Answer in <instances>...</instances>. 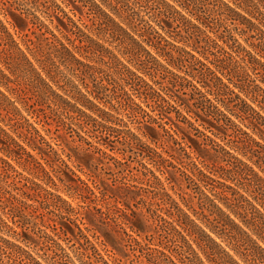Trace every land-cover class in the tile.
Listing matches in <instances>:
<instances>
[{"label": "trees", "instance_id": "obj_1", "mask_svg": "<svg viewBox=\"0 0 264 264\" xmlns=\"http://www.w3.org/2000/svg\"><path fill=\"white\" fill-rule=\"evenodd\" d=\"M204 1L132 0L156 8L153 24L135 33L101 8L92 30L83 8H99L97 0H0V184L14 170L11 161L24 180L16 188L20 194L4 190L1 200L9 213L0 214V231L11 230L15 241L0 238L9 248L4 264H62L61 242H73L80 264H111L102 252L118 264L124 239L115 226L129 230L124 233L138 252L153 245L147 260L153 264H264V19L257 16H264V0H215L207 8L219 16L221 29L209 43L189 40L182 56L167 49L170 30L206 27L192 5ZM257 32L261 38L246 50L239 38ZM112 37L130 55L155 52L167 64L155 59L159 68L172 77L161 83L132 70L115 53ZM177 59L187 69L182 74L167 67ZM106 74L117 76L133 104L131 80L147 91V120L138 135L124 137L131 150L143 142L154 155L152 168H145L152 179L142 180L158 184L160 192L147 197L145 212L135 210V196H141L134 189L108 184L102 167L116 164L110 167L92 151L112 150L104 135L118 130L108 116L114 105L101 100ZM20 75L39 98H19ZM184 81L204 99L182 97ZM46 107L59 122L44 118ZM38 207L50 217H37ZM8 215L12 226L3 219ZM160 229L165 243L157 238ZM41 244H51L59 258L34 256Z\"/></svg>", "mask_w": 264, "mask_h": 264}, {"label": "rangeland", "instance_id": "obj_2", "mask_svg": "<svg viewBox=\"0 0 264 264\" xmlns=\"http://www.w3.org/2000/svg\"><path fill=\"white\" fill-rule=\"evenodd\" d=\"M243 3V0H237ZM97 3L100 5V7L96 6H88L84 7V20L88 24L93 23L94 25L91 26L92 30H96L98 28L97 26V18L98 16H101V12L103 9L105 12H108L112 14L117 20L122 22H129L131 26H133L135 33L139 30H144L147 28V24H153V21L156 20V8L152 5H145V4H135L132 2V0H97ZM215 0H205L204 2H199L192 4L194 12L201 15L203 17L204 22L206 23V27H202V29H197L193 26H190L186 24V26H180L176 27L172 30H170V38L169 44L166 46L167 49H172L175 54L179 53L181 56L183 55L182 50H190L189 47H187L186 43L190 41L195 40L197 42V46L201 43L207 44L209 43L208 37H213V34H217L219 30L221 29L218 24L217 20L219 18L218 15H216L213 12H210L207 8V5L209 4H215ZM13 4L16 8H20L24 10L25 12H29L28 10L34 11V8L28 7L25 4L14 1ZM110 6V7H109ZM196 6V7H195ZM101 8V9H100ZM30 13V12H29ZM39 14V13H37ZM118 14L119 18H117ZM259 18L264 19L263 15H260L258 13L257 15ZM41 18L42 15H41ZM88 20V21H87ZM124 20V21H123ZM46 22V21H45ZM176 24V22L174 23ZM9 27V25L7 24ZM189 35V37H188ZM239 38V36H238ZM244 38V39H243ZM261 38V35L257 33H253L250 36L245 35L242 38H239V42L246 48L248 51H252L250 48V44L257 42ZM15 39L19 41L17 37ZM245 40V41H244ZM110 44L112 48H115V53L119 55L121 60L124 61V63L131 68L132 70H137L139 68L140 72H145L147 74V78L154 77L157 82L164 83L166 80L170 79L172 77V74H170L167 70H161L155 61V59H158L163 64H166V61L162 57H159L156 55L155 52H151V55H144L138 53H132L130 55L128 53V50L125 48L124 42L119 37H112L110 39ZM21 44V43H20ZM204 45V46H205ZM174 46V47H173ZM258 46V45H257ZM206 52V48L204 50ZM211 58V57H210ZM174 66H178L181 68L179 71H177L173 65L167 66L170 70H173L177 73L182 74V70H187L185 65L179 60L174 61ZM116 67H119L116 65ZM140 74V73H138ZM146 78V77H145ZM239 80H242L240 78ZM80 84V80L77 81ZM103 82L106 85V90L102 92L101 100L104 102H110L114 105L115 109L110 111V114L108 115L109 118L112 120V123L114 126L117 127L118 130L110 133V135H104L105 140L109 142L112 150H92L96 155H98L101 160L105 163L110 165L116 164L115 168L108 167H102V173L104 174L105 178L107 179V182L111 186H121L125 185L130 187L131 189L135 190V194H138L140 199L135 196V210H142L143 212L146 211L147 208V197L148 198H158L159 196V185L158 184H151V187L146 185L142 178L147 177L148 179H152L151 173H149L145 168H152L151 160H153V154L151 150H148L146 147V144L143 142L135 143V149L128 148L127 144L124 141V137L127 134L134 133L138 135V128L142 125L143 120H147V117L143 110L148 111V109L145 107L144 104V93L146 91V88L143 87V84H141L136 78L135 80H131L133 88L135 89L132 93H134V102L132 103L130 98L127 95H124L122 93V87L119 81L117 80V76L113 75L110 76L109 74L103 75ZM16 84L19 86V98L23 101H34L37 98H39L38 90L34 85H31V83L26 82V80H23L21 75L16 78ZM182 85V91L180 92L182 97H191L198 100H203L204 96L199 94L194 90L192 87V84L188 81H184L181 83ZM127 89V88H126ZM131 93V92H129ZM140 96V97H137ZM209 97V95H208ZM140 98V99H139ZM117 100L121 102V105L118 103ZM100 105V104H99ZM19 107H21V104H18ZM102 106V105H100ZM122 106H131L133 108V111L130 110L128 112H124L122 109ZM174 110V109H171ZM175 112V111H174ZM23 114H25L23 112ZM184 114V113H183ZM172 116H174V113H171ZM178 115V114H177ZM178 119L181 121H184V118L181 115H178ZM44 118L47 119L49 122L51 121L53 124L60 121V117L52 112L49 108L46 107ZM116 124V125H115ZM127 148H126V147ZM143 149V150H138ZM143 151V153L141 152ZM151 158V159H150ZM120 161V162H119ZM14 170L17 171L14 172V170H9L7 174V183L6 184H0V214L2 212L9 213L8 211V204L3 203L1 200H3L2 196H6V191H11L12 193H18L20 194V190L16 191V188H19L23 183L24 180L20 173H22L21 168L16 165L14 162H10ZM25 174V172H23ZM158 175V173H157ZM15 186V187H13ZM153 186V187H152ZM190 187L194 190L197 189V187L194 184H190ZM74 204V203H73ZM35 214L37 217H44L48 218L50 217L49 210L43 208H37L35 210ZM8 217H3V219L8 223V225L12 226V223L10 222V219ZM14 227V226H13ZM121 226H115V230L119 231L124 239L123 242V250L124 255L122 258H120L117 263L118 264H153L151 262H147V260L150 259V255L153 254V250L150 249L153 245L148 244L146 247H143L140 252L138 249V246L135 245V241L128 235H125L124 232H129L128 229L125 231L120 228ZM15 228V227H14ZM4 231H0V238L1 239H7L10 241H14L12 238V231L6 229L5 227H2ZM161 230V235L157 236L159 240H162L163 243H165L168 240L167 235H165V232ZM0 239V264H4L7 255L9 256V248L6 247V245L1 242ZM153 241V240H151ZM156 241V239L154 240ZM62 247L64 249V256H67V258L63 257L64 260H62V264H72L68 258V256L72 259V261L75 264H80L81 262V256L79 255V252L76 248V246L73 244V242H68L67 244L61 242ZM53 247L51 244H41L38 246H34L32 249V253L34 256H42V258L46 260H55L59 258L56 256V254L53 253ZM35 253L39 254L36 255ZM104 257L112 264V254L106 255L107 253L102 252ZM41 261H43L41 259ZM47 264V263H45Z\"/></svg>", "mask_w": 264, "mask_h": 264}]
</instances>
